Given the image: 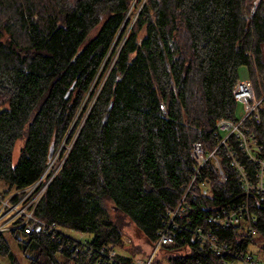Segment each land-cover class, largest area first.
Wrapping results in <instances>:
<instances>
[{
    "label": "trees",
    "instance_id": "obj_1",
    "mask_svg": "<svg viewBox=\"0 0 264 264\" xmlns=\"http://www.w3.org/2000/svg\"><path fill=\"white\" fill-rule=\"evenodd\" d=\"M132 2L0 0V182L10 191L32 185L50 150L54 155L66 142L33 215L45 226L90 235L94 251L73 257V239L45 226L31 234L9 230L29 264H98L100 248L123 244L122 217L152 248L194 171L192 145L213 149L215 122L234 117L239 68L246 67L257 96L264 89L261 0H145L124 37ZM252 130L264 155V124ZM18 140L23 146L13 164ZM221 160L226 181L208 162L200 179L212 196L187 197L174 243L162 246L152 264H221L193 240L201 225L233 252L261 244L257 258L264 259V198H246L227 158ZM246 199L252 231L207 223ZM136 254L116 259L135 264L142 257ZM0 258L16 263L4 232Z\"/></svg>",
    "mask_w": 264,
    "mask_h": 264
},
{
    "label": "built area",
    "instance_id": "obj_2",
    "mask_svg": "<svg viewBox=\"0 0 264 264\" xmlns=\"http://www.w3.org/2000/svg\"><path fill=\"white\" fill-rule=\"evenodd\" d=\"M261 2L264 11V0H261ZM242 68L238 70V79L232 90L236 103L233 119H219L215 122L213 129L215 146L213 149L205 150L199 142L192 145L190 156L194 161V171L187 185L184 187L183 195L177 207L173 211H167L168 221L156 233L157 239L148 257H136L134 259L135 264H152V259L162 246L174 243L172 228L178 227L177 219H181L185 209H187V197L196 198L199 195H203L210 198L212 196L208 182L200 179L201 171L207 166L208 162L217 171L219 180L225 182L227 176L222 168L221 160V156H225L246 198L250 195L264 198L263 147L252 130L255 125L264 124V92L260 91V96H257L246 67ZM160 108L163 110V106H160ZM58 170L59 168L48 175L47 166L35 183L23 190L15 191L8 198L0 192V233L16 227H23L26 233L31 234L36 228L45 226L34 217L33 212ZM12 214L20 220L17 226L14 224L16 218L15 220L14 218L12 219L14 220L13 222L11 221L10 225L13 224L12 227L8 225L9 223H1L5 217H9ZM252 220L248 199H246L239 205L221 208L220 211L209 216L207 223L221 229L246 224L245 226L252 231ZM45 228L52 234L63 230L55 224L47 225ZM192 237L199 245L207 247L218 257H221V264H264V259L257 258L248 249L243 252H233L229 243L220 240L207 225L196 226ZM73 242L74 245L71 248L73 257L84 253L88 256L94 254V251L86 241H76L73 239ZM98 255L102 256V258L98 259V264L101 262L103 264H120L116 259L117 252L115 247L112 245L100 248ZM226 256L229 259H225Z\"/></svg>",
    "mask_w": 264,
    "mask_h": 264
},
{
    "label": "rangeland",
    "instance_id": "obj_3",
    "mask_svg": "<svg viewBox=\"0 0 264 264\" xmlns=\"http://www.w3.org/2000/svg\"><path fill=\"white\" fill-rule=\"evenodd\" d=\"M145 0H133L130 10L127 14V21L123 26V30L121 31V34L124 33V37L127 35L128 31L132 28V26L135 23L136 17L140 11V8L143 4ZM142 31L140 33V36L143 35ZM123 40V39H122ZM242 68V67H241ZM243 69V68H242ZM259 91L264 92V89H260ZM23 146V141L22 140H18L14 146L13 149V153H12V161L13 164H15L19 158L20 155V150ZM70 145H68L66 142H63L61 144V146L59 147L58 151L53 155V159L50 162V164L48 165V175L52 174L55 170H57L58 168L61 167L63 159L67 153V151L69 150ZM64 156V157H63ZM47 173V171H46ZM0 192H2L7 198L13 194L15 191H10L6 185H4L3 183L0 182ZM7 218V219H6ZM14 218H16V221H18V217H14V214L10 215L9 217H5L1 223H9L8 225L11 224V221L13 222L14 220H12ZM122 224H123V244L121 245V247H115L116 252L119 255H127L128 253H137L136 255H140L142 257L147 256L150 252H151V245L146 241V239L144 238L143 234L125 217H122ZM12 225H10V227H12ZM9 228V227H8ZM62 232L71 237L72 239L76 240V241H87L89 239H91L90 235L87 234H81L78 232H74L72 230H68V229H63ZM4 235L12 249V251L14 252L15 255V260L16 263L15 264H29L28 259L26 258V256L22 253V251L19 249V247L16 245V242L12 239L11 234L9 233V230L4 232ZM262 245L261 244H257V245H253L250 247V252L253 253L256 257L261 256V252H260V247ZM160 253V257H161ZM159 256V255H157ZM141 257V258H142ZM0 264H10L9 260L7 258H0ZM72 264V263H69Z\"/></svg>",
    "mask_w": 264,
    "mask_h": 264
},
{
    "label": "water",
    "instance_id": "obj_4",
    "mask_svg": "<svg viewBox=\"0 0 264 264\" xmlns=\"http://www.w3.org/2000/svg\"><path fill=\"white\" fill-rule=\"evenodd\" d=\"M53 157V150L51 149L49 152L48 160L50 161Z\"/></svg>",
    "mask_w": 264,
    "mask_h": 264
}]
</instances>
